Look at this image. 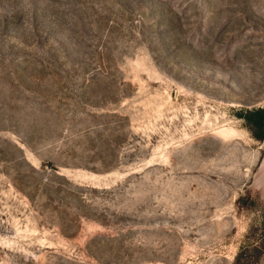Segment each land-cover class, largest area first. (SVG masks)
Returning a JSON list of instances; mask_svg holds the SVG:
<instances>
[{"label":"rangeland","instance_id":"obj_1","mask_svg":"<svg viewBox=\"0 0 264 264\" xmlns=\"http://www.w3.org/2000/svg\"><path fill=\"white\" fill-rule=\"evenodd\" d=\"M263 107L264 0H0V264H264Z\"/></svg>","mask_w":264,"mask_h":264},{"label":"trees","instance_id":"obj_2","mask_svg":"<svg viewBox=\"0 0 264 264\" xmlns=\"http://www.w3.org/2000/svg\"><path fill=\"white\" fill-rule=\"evenodd\" d=\"M241 116L244 117V119L247 121V124L249 125V128L253 132L254 136L257 139H264V107L249 111L247 110ZM255 249L264 253V240H262V244L256 246ZM239 255L240 254L236 256L235 263L250 264L253 262V260H249V259L243 261V259H241Z\"/></svg>","mask_w":264,"mask_h":264}]
</instances>
